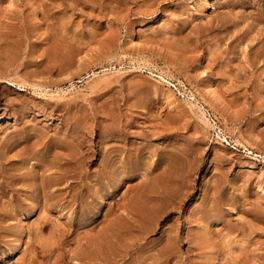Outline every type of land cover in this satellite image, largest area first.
Returning a JSON list of instances; mask_svg holds the SVG:
<instances>
[{
    "label": "rangeland",
    "instance_id": "rangeland-1",
    "mask_svg": "<svg viewBox=\"0 0 264 264\" xmlns=\"http://www.w3.org/2000/svg\"><path fill=\"white\" fill-rule=\"evenodd\" d=\"M0 264H264V0H0Z\"/></svg>",
    "mask_w": 264,
    "mask_h": 264
},
{
    "label": "bare ground",
    "instance_id": "bare-ground-1",
    "mask_svg": "<svg viewBox=\"0 0 264 264\" xmlns=\"http://www.w3.org/2000/svg\"><path fill=\"white\" fill-rule=\"evenodd\" d=\"M97 76V75H96Z\"/></svg>",
    "mask_w": 264,
    "mask_h": 264
}]
</instances>
